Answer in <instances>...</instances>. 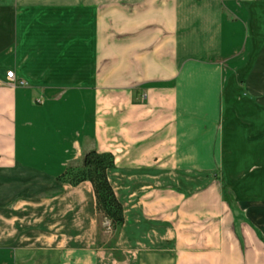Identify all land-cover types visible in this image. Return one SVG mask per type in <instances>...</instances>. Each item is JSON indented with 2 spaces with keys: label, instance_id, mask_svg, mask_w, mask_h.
<instances>
[{
  "label": "crops",
  "instance_id": "0c3cea01",
  "mask_svg": "<svg viewBox=\"0 0 264 264\" xmlns=\"http://www.w3.org/2000/svg\"><path fill=\"white\" fill-rule=\"evenodd\" d=\"M111 1L0 0V79L26 83L0 86V264H264L255 1ZM90 150L114 157L111 244L90 183L56 180Z\"/></svg>",
  "mask_w": 264,
  "mask_h": 264
},
{
  "label": "trees",
  "instance_id": "16d2710c",
  "mask_svg": "<svg viewBox=\"0 0 264 264\" xmlns=\"http://www.w3.org/2000/svg\"><path fill=\"white\" fill-rule=\"evenodd\" d=\"M113 168L114 157L110 153L90 150L84 153L79 164H70L57 176L56 180L72 187L83 182L90 183L95 198L96 212L101 221L106 223L105 228L117 233L124 218L122 206L107 179V171Z\"/></svg>",
  "mask_w": 264,
  "mask_h": 264
},
{
  "label": "rangeland",
  "instance_id": "374dc122",
  "mask_svg": "<svg viewBox=\"0 0 264 264\" xmlns=\"http://www.w3.org/2000/svg\"><path fill=\"white\" fill-rule=\"evenodd\" d=\"M255 2H246L244 5H245V9H246V19L247 21L249 20H254L256 21V24H257V27L254 28V29H251V33L253 34V36H256L257 40L255 39V43L257 42L256 44V49H259L258 51L262 52V53H259V54H262L264 55V0H254ZM260 3H259V2ZM132 5L136 4V2L134 3H131ZM234 4H238V1L235 0L234 1ZM106 8H112V10L116 11L117 9L121 10L122 9V4H121V1L120 0H112L110 2V4L106 7L102 6L101 7V11L104 12V10ZM118 10V12H112V16L109 18V16H107L104 20V24L106 26H104V29H107L108 31L110 30L109 29V22H112V28H111V31L110 32H106L104 33L102 36H105L108 35V38L113 41V42H116L120 40L121 38V29H120V25L122 23V15L120 14V11ZM132 10V9H131ZM106 11V10H105ZM109 11V10H107ZM242 12H244V14L242 15V17L245 15V10H243ZM252 13H256V15L254 16ZM226 18H232L230 15H228L227 13H224ZM244 18V17H243ZM103 29V30H104ZM259 38H258V37ZM109 39L107 41H109ZM251 44V47L255 46L254 44ZM250 46V44H248ZM254 48V47H253ZM258 63H261L260 61H257ZM115 94V92H114ZM98 97L99 99L103 98V96H101V93L98 94ZM221 193H222V198H223V201L225 202V204L227 206L230 205L233 206V203H234V197H233V194L232 192L230 191H226V189L223 187V185H221ZM223 189H225V191H223ZM106 223H103L101 221V224H100V228L103 230V229H106ZM115 233L113 232L112 233V238H110V244L113 242V238ZM111 236V235H110ZM111 248L112 247H104L105 250L107 251H111ZM109 253V252H108ZM110 254L114 255L115 257H117V252L116 251H113V252H110Z\"/></svg>",
  "mask_w": 264,
  "mask_h": 264
},
{
  "label": "built area",
  "instance_id": "2783aa9c",
  "mask_svg": "<svg viewBox=\"0 0 264 264\" xmlns=\"http://www.w3.org/2000/svg\"><path fill=\"white\" fill-rule=\"evenodd\" d=\"M2 85L11 88H16L19 86H25L26 83L22 79L17 78L13 70H8L5 72L4 79H0V86Z\"/></svg>",
  "mask_w": 264,
  "mask_h": 264
}]
</instances>
